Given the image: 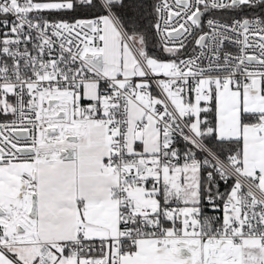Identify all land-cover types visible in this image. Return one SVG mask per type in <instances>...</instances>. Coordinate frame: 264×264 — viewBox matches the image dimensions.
Listing matches in <instances>:
<instances>
[{
  "label": "snow or ice",
  "instance_id": "6c2138e0",
  "mask_svg": "<svg viewBox=\"0 0 264 264\" xmlns=\"http://www.w3.org/2000/svg\"><path fill=\"white\" fill-rule=\"evenodd\" d=\"M0 264H264V0H0Z\"/></svg>",
  "mask_w": 264,
  "mask_h": 264
}]
</instances>
